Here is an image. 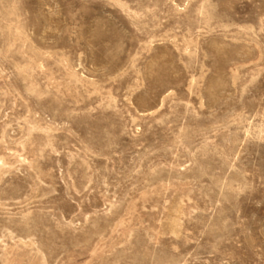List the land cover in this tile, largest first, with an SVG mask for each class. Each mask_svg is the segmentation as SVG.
<instances>
[{"label": "rangeland", "instance_id": "obj_1", "mask_svg": "<svg viewBox=\"0 0 264 264\" xmlns=\"http://www.w3.org/2000/svg\"><path fill=\"white\" fill-rule=\"evenodd\" d=\"M0 264H264V0H0Z\"/></svg>", "mask_w": 264, "mask_h": 264}]
</instances>
